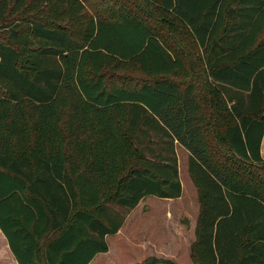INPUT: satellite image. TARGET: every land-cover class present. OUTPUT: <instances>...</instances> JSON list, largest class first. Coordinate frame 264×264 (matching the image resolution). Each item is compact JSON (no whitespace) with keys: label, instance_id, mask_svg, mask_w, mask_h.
Segmentation results:
<instances>
[{"label":"trees","instance_id":"obj_1","mask_svg":"<svg viewBox=\"0 0 264 264\" xmlns=\"http://www.w3.org/2000/svg\"><path fill=\"white\" fill-rule=\"evenodd\" d=\"M122 63L143 78L110 84ZM263 134L264 0H0V230L18 264H89L141 199L180 197L177 143L192 261L264 264Z\"/></svg>","mask_w":264,"mask_h":264},{"label":"rangeland","instance_id":"obj_2","mask_svg":"<svg viewBox=\"0 0 264 264\" xmlns=\"http://www.w3.org/2000/svg\"><path fill=\"white\" fill-rule=\"evenodd\" d=\"M88 10L90 9L88 8ZM107 71L109 82L114 85H133L134 81L143 78L131 63H122L118 66L111 64ZM179 79L181 81V78ZM175 151L178 161L179 179L182 185L181 196L175 199L146 196L137 208L130 210L126 215L129 217L137 214L138 220L129 222L127 226L125 225L126 227H124L120 236H110L108 240L110 252L105 256H97L90 264H141L149 259L164 261L168 264H177L167 258L168 254L158 251V255L153 253V256L147 257L146 252H141V218L139 219L138 215L139 213H146L145 222L152 224V226L144 230V236L148 233L155 239L161 234L162 236L164 235L163 242H166V240L169 241V233H175L179 230L181 231L180 233L184 232V237L181 236L179 240L186 242L188 234L191 235L193 218L196 217L195 219L197 220L198 216V192L188 172V153L178 143L175 144ZM131 212L132 214H130ZM159 229L162 230L160 231ZM164 246L166 245L164 244Z\"/></svg>","mask_w":264,"mask_h":264},{"label":"crops","instance_id":"obj_3","mask_svg":"<svg viewBox=\"0 0 264 264\" xmlns=\"http://www.w3.org/2000/svg\"><path fill=\"white\" fill-rule=\"evenodd\" d=\"M177 33L178 32L173 33L174 37L179 36V35H177ZM176 45L182 46V40L178 38ZM179 56H180V58H182L185 61V65H186L185 69L187 71V78L185 79V81L195 83L194 82V80H195L194 76H195L196 72L194 69H191L192 60L194 57L193 53H190L189 48H188L185 53H179ZM181 74H182V72H178L177 76H174V78H176L177 80L179 78L182 79L183 76ZM186 152L189 155V152L187 150H186ZM260 155L264 159V134L262 136L261 143H260ZM143 199L140 200V202L137 204V206L135 208H137L138 205H140L142 203ZM135 208H133V209H135ZM130 214H132V212ZM126 215H125L123 224L120 227V229L115 234L107 235L105 237L107 245H108V250L106 252L96 254L94 256V258L89 262V264L92 263L97 256H105L110 252V246H109V241H108L110 236H112V237L120 236V234H122V232L124 230V227H126L127 224H129V222L138 220L136 217L137 214L131 215L129 217ZM138 215H139V219L141 218V220H140V232H141L140 249H141L142 253L146 252V256L148 257V256H153V253L158 255L159 254L158 251H159V252H162L164 254H168L167 258L169 260H171L172 262H175L177 264H196L191 259V245L195 241V226H196V219L195 218L196 217L193 218V222L191 224V226H192L191 235L188 234V239L186 242H184V241L181 242L179 240L181 236L184 237V234H183L184 232L180 233L181 231H179V230H177L175 233L174 232L169 233L168 234L169 236L167 235L169 241L166 240V242H163V236L164 235L162 236L160 234L159 237H155V239H153L154 237H152L148 233L145 234V236L143 235L144 230H146L148 227L152 226V224L145 222L144 219L147 216L146 213H139ZM164 244L166 246H164ZM0 264H18L13 253L11 252V249L8 245L7 239L5 238V236L3 235L1 230H0Z\"/></svg>","mask_w":264,"mask_h":264}]
</instances>
